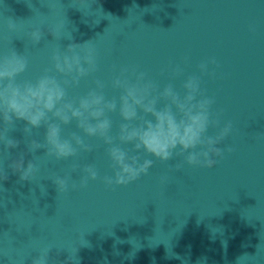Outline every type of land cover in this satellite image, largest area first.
Masks as SVG:
<instances>
[{
  "label": "water",
  "instance_id": "obj_1",
  "mask_svg": "<svg viewBox=\"0 0 264 264\" xmlns=\"http://www.w3.org/2000/svg\"><path fill=\"white\" fill-rule=\"evenodd\" d=\"M40 26L44 35L34 44L29 34ZM87 41L96 48V70L66 87L67 100L99 80L106 99L118 101L122 90L112 81L125 68L133 81V70L144 72L160 90L171 83L181 94L195 75L214 100L220 127L232 124L218 145L225 151L211 168L141 152V162L154 161L148 173L109 186L104 177L114 169L101 138L86 136L75 120L61 125L62 138L76 133L92 150L58 160L46 156V147L29 151L30 141L45 143V125L26 133L30 126L14 120L7 135L18 147L0 142V173L8 177L0 180V264H32L49 245L48 264H264V0H0V59L14 50L27 60L17 83L35 82L46 71L62 82L68 77L55 72L54 51ZM212 59L202 74L198 65ZM107 115L116 136L119 111ZM120 146L136 154L132 144ZM22 154L25 166L36 163L33 180L20 181L9 167ZM178 163L182 169L174 171ZM89 165L97 179L73 189ZM69 176L60 194L53 179Z\"/></svg>",
  "mask_w": 264,
  "mask_h": 264
},
{
  "label": "clouds",
  "instance_id": "obj_2",
  "mask_svg": "<svg viewBox=\"0 0 264 264\" xmlns=\"http://www.w3.org/2000/svg\"><path fill=\"white\" fill-rule=\"evenodd\" d=\"M8 30H15V22H8ZM48 31L56 38L61 35L55 30ZM34 44L40 42L44 35L42 26L30 32ZM53 68L56 73L68 77L62 82L55 75L46 73L35 82L25 81L17 83L16 77L23 73L27 67V60L14 50L3 59H0V120L6 127L0 130V142L6 148L12 149L19 145V141L8 137V127L14 120H23L30 127L24 131L30 133L31 128L46 126L45 143L32 140L28 148L36 149L46 147V156L56 159H68L77 155L78 149L91 151L92 146L86 144L84 139L72 133L70 139L61 136V125H68L71 121L77 122V127L88 137H99L108 145V155L112 161L114 176L104 177V182L111 186L127 185L137 180L142 174H147L153 166L152 159H143L139 153L143 152L160 161H169L174 157H182L189 165L213 167L222 157L224 149L218 145L232 130L231 122L220 127L219 114L211 111L214 100L204 95L200 87L198 76H189L183 83V94L169 83L162 90L144 72H135L133 81L126 73L128 69H121L119 76L113 79L112 87L120 89L119 99H106L102 81L97 80L96 88L78 100L66 99V87L78 84L80 79L96 70V48L92 41L83 44L72 43L65 51L56 48L52 56ZM215 60L201 62L198 67L202 74H208L209 64ZM177 68L175 74H181ZM161 101H163L162 106ZM119 111L123 121L119 125L118 135H111L112 121L107 113ZM143 113L140 115L139 113ZM51 114V115H49ZM151 116L152 119L146 117ZM58 121V123L56 122ZM136 123L133 124L132 122ZM210 128H219L215 135H209ZM119 141V143H117ZM132 144L130 155L120 145ZM231 152V147L227 148ZM13 172L19 173L20 181L33 180L38 171L36 163L29 161L24 164L23 154L19 159L13 160L9 165ZM79 165H74L76 171ZM182 164L174 166V171H180ZM86 174L80 178L79 185L73 182V189L83 187L88 180H96L98 172L92 166H85ZM6 172L0 173V180H7ZM71 177H56L53 182L61 194L69 188ZM41 192H45L43 185ZM53 245L38 249L39 255L34 257L32 264H48L49 252ZM255 257V256H252ZM73 260L72 256L69 258Z\"/></svg>",
  "mask_w": 264,
  "mask_h": 264
}]
</instances>
